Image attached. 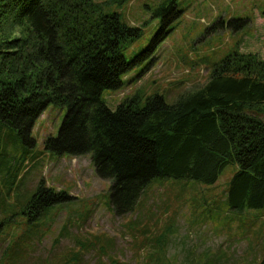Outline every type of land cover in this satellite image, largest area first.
<instances>
[{
  "label": "trees",
  "instance_id": "1",
  "mask_svg": "<svg viewBox=\"0 0 264 264\" xmlns=\"http://www.w3.org/2000/svg\"><path fill=\"white\" fill-rule=\"evenodd\" d=\"M128 1L0 0V122L30 143L45 109L66 107L46 147L90 154L97 174L112 180L120 215L133 212L156 179L214 184L229 164L238 166L229 206L264 207V60L237 50L214 64L205 84L172 103L155 94L142 106L131 99L112 108L103 92L123 85L133 65L126 46L148 23L126 20L120 8ZM71 199L41 181L25 207L46 213Z\"/></svg>",
  "mask_w": 264,
  "mask_h": 264
},
{
  "label": "rangeland",
  "instance_id": "2",
  "mask_svg": "<svg viewBox=\"0 0 264 264\" xmlns=\"http://www.w3.org/2000/svg\"><path fill=\"white\" fill-rule=\"evenodd\" d=\"M129 0L126 20L143 25L129 42L133 62L107 104L161 94L172 103L205 84L215 63L234 51L264 60V0ZM175 3V8H169ZM162 40L151 48L157 36ZM66 107L50 104L37 119L33 142L0 122V264H259L264 256V207L231 208L228 185L236 164L214 184L156 179L133 212L117 214L110 179L90 154L46 147L59 133ZM44 181L72 199L47 212L26 204Z\"/></svg>",
  "mask_w": 264,
  "mask_h": 264
}]
</instances>
